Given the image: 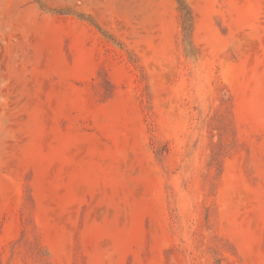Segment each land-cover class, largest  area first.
Wrapping results in <instances>:
<instances>
[{"label":"rangeland","instance_id":"1","mask_svg":"<svg viewBox=\"0 0 264 264\" xmlns=\"http://www.w3.org/2000/svg\"><path fill=\"white\" fill-rule=\"evenodd\" d=\"M0 264H264V0H0Z\"/></svg>","mask_w":264,"mask_h":264}]
</instances>
